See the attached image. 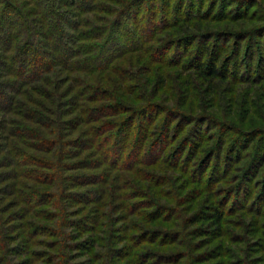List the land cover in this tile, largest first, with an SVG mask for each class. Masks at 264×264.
Instances as JSON below:
<instances>
[{"label":"rangeland","instance_id":"1","mask_svg":"<svg viewBox=\"0 0 264 264\" xmlns=\"http://www.w3.org/2000/svg\"><path fill=\"white\" fill-rule=\"evenodd\" d=\"M142 2L109 32L111 70L90 76L119 115H87L106 102L81 86L56 117L0 112V264H264V147L250 141L264 133V0ZM204 49L223 77L210 85L190 69Z\"/></svg>","mask_w":264,"mask_h":264},{"label":"trees","instance_id":"2","mask_svg":"<svg viewBox=\"0 0 264 264\" xmlns=\"http://www.w3.org/2000/svg\"><path fill=\"white\" fill-rule=\"evenodd\" d=\"M142 1L25 0L20 5H11L0 0V112L13 113L16 105L28 102L30 106L53 107L54 111L47 107L44 109L56 117L59 111L55 102L63 90H68L74 95L84 92V98L92 103L106 102L95 110L88 109L87 115L95 113L98 118L119 115L124 106L119 95L113 91L112 84L91 87L90 76L111 70L107 50L118 39L111 37L109 32L117 33L121 28L125 31L123 24L127 19L137 24ZM100 14L104 17H99ZM149 14L151 16L152 12ZM166 18H163L164 23ZM152 22L151 19L149 25L140 28L143 33L146 34L148 27L154 26ZM183 23L185 30L174 31L170 35L182 37L189 32V21ZM176 24L173 27L179 28ZM130 39L140 42L138 36ZM95 42H99L100 47ZM167 51V48L157 51L159 60H163ZM202 54L207 56L206 59L200 57L191 63L190 69L197 79L210 85L220 75L215 60H209L207 51ZM79 86L83 87L80 93L77 90ZM31 110L29 113H32ZM254 133L250 141L259 143V147L263 148L264 140L261 138H264V133ZM237 137L235 135L233 142H239ZM46 144L50 148L56 146L53 141H46ZM222 216V209L211 203L208 218L216 230L221 227ZM3 233L0 226L1 251L5 250Z\"/></svg>","mask_w":264,"mask_h":264}]
</instances>
